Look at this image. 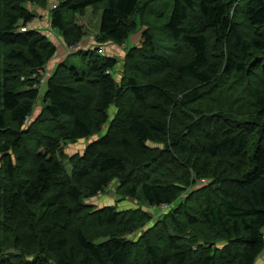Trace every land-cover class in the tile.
<instances>
[{
    "label": "trees",
    "instance_id": "obj_1",
    "mask_svg": "<svg viewBox=\"0 0 264 264\" xmlns=\"http://www.w3.org/2000/svg\"><path fill=\"white\" fill-rule=\"evenodd\" d=\"M141 1L59 0L48 21L72 49L82 34L69 15L98 8L99 45L120 46L137 30ZM240 1L167 0L161 26H147L142 46L128 50L120 83L116 59L91 49L39 86L31 77L57 52L31 26L47 0H0V264H132L137 254L145 262L135 264L256 263L264 252V0ZM236 3L241 20L231 14ZM39 98L61 126L32 137ZM103 127L68 172L60 143ZM117 178L124 197L169 206L138 244L129 236L149 215L86 204Z\"/></svg>",
    "mask_w": 264,
    "mask_h": 264
},
{
    "label": "rangeland",
    "instance_id": "obj_2",
    "mask_svg": "<svg viewBox=\"0 0 264 264\" xmlns=\"http://www.w3.org/2000/svg\"><path fill=\"white\" fill-rule=\"evenodd\" d=\"M58 1L59 0H47V6L44 8L45 10L40 9L41 11H44V14L38 15L37 13H34L35 17L33 20L34 23L43 24V28L40 31L45 33L47 38L50 40V43L56 47L57 49L56 55L54 56L52 60H50L49 63H51V61H54L58 63V65L56 64L57 66H59V63L63 61L61 59L66 53L63 54V56L61 55L62 53L61 46L64 45L63 40L58 32L50 28L48 19L50 17V10L54 9L57 6ZM170 1L171 0H169V2ZM242 1L243 0H241L240 3H242ZM237 4L238 3L232 6L231 14L232 15L236 14L238 16L237 19L241 20L242 18L239 16H240V11L242 9L243 4H241L240 6H238ZM167 5H169L167 3V0H142L138 7L137 13L141 11H144L145 13H141V14L135 13L134 16H135V21L137 24V30L133 34L130 35L127 41L120 46H117L112 43L111 44L109 43L101 44V46H103V54H99L98 52L97 54H99L100 56L105 55V56L113 57L116 59L117 66L113 72L114 73L113 76H114V80H116L117 83H120L122 80L123 65L126 62V55H127L128 50L140 48L142 46L141 40H142L143 33L146 32L147 30V26L152 27V28L161 26V23L163 20L161 17L162 15L161 8L166 7ZM27 6L30 8V5H26V7ZM34 8L35 7H32L31 9H34ZM34 10L32 11L34 12ZM10 11L11 10L8 9L5 15L9 14ZM99 14H100V9L94 8V7H87L85 10V15L82 17L79 15H74V16L69 15L70 16L68 20L69 26L72 25L75 27L76 34L77 32H80L82 34V40L78 44L75 45V48L70 49V48H67L66 46L64 47V51L68 53L67 54L68 56L66 57V60H65V63L67 65H70V64L76 65V66L79 65L81 56L80 54H76V53L77 51L84 52L83 51L84 49H85V52L89 51L88 50V45L90 44L89 40H91L90 42L95 44L94 45L95 47L99 45L98 43L99 40L97 37V33H98L97 28H98L99 20H100ZM83 40H87V41L83 42ZM71 50H74V51H71ZM186 53H187V50L184 47H181L179 48V50L173 52V58L175 57V59L179 61L182 59V56ZM49 63L46 65V69L42 71L43 73L47 74V76L52 74V72L54 71L56 67V66L54 67L52 66L51 68V65H49ZM259 67H262V65ZM254 80L259 81V79H257L256 77L254 78ZM89 86H87L88 89L94 91V88L93 87L89 88ZM243 88L244 87H240L238 89V92L240 90H243ZM236 95H239V93H236ZM34 107L35 108L31 116L29 117V120L27 123L29 127L32 126V129H31L32 130L31 133H33L32 137H35V134L37 133H46L47 131L50 130V127H52L53 130L56 128L59 129L61 125H59V123H55L51 120H48L46 115L43 113L45 104L44 102H42L41 98H39L36 101ZM114 111H115L114 107H111L109 110L110 116L113 115ZM243 117L245 116L244 115L240 116V119H243ZM244 130L248 134H251L253 138L252 142L255 143L254 141V139H256L255 132L252 131L251 133L252 129H248V128H245ZM105 132H106V127H103L101 131L95 134L96 136L94 135L93 137H90L89 139H81L74 143H71V142H61L60 143L61 152L59 156H60V159L63 161L68 172L71 171V164L69 163V159L75 155H82L86 145L90 141L94 140L95 138L101 137ZM0 167H1V161H0ZM27 172H28V168L18 171L17 174L19 176H22L24 173L27 174ZM119 183H120L119 179L118 178L115 179L111 183V185H109L101 194H99L97 197L93 199L86 201V204L89 206H92L91 209H93V211L100 210L105 207H114V209L118 212L140 210L143 213L149 215L150 219L144 224V226L136 230L132 236H129L130 239L134 243L138 244L140 242V237L144 234V232H146L149 228H151L155 223L159 222V220H161L162 218L161 217L162 214L167 212L168 210L163 209V208L160 209L159 207L150 208V207H147L146 205L140 204L136 200H131L129 198L124 197L123 194L117 189L120 185ZM184 195L185 193L182 195V197L179 199V201L176 204H178L179 202L183 200ZM135 252H137L136 247L134 249V253ZM134 256H135L133 257L134 264L135 262H138V263L145 262L144 254L140 256L139 254H137ZM255 264H264V253L258 257Z\"/></svg>",
    "mask_w": 264,
    "mask_h": 264
},
{
    "label": "crops",
    "instance_id": "obj_3",
    "mask_svg": "<svg viewBox=\"0 0 264 264\" xmlns=\"http://www.w3.org/2000/svg\"><path fill=\"white\" fill-rule=\"evenodd\" d=\"M35 13H37L38 15H41V14L43 15V14H44V11H41L40 9L35 8ZM31 26H32V28H36V29H39V30H42V28H43V24H38V23H34V22L31 24ZM98 26H99V25H98ZM97 30H98V28H97ZM85 41H87V40H83V42H85ZM90 41H91V40H89V43H90V44L88 45V50L95 49V46H94L95 44L92 43V42H90ZM64 47H65L64 45L61 46V50H62L61 55L63 56V54H65V53H66V54L63 56V58H62L61 60L66 59V57L68 56V55H67L68 53L64 51ZM83 51H85V49H84ZM53 62H54V61H51V63H49V65H51V68H52V66L54 67V66H56V64H58V63H56V62H54V63H53ZM51 68H50V69H51ZM263 253H264V252H263ZM263 253H262V254H263ZM262 254H261V255H262Z\"/></svg>",
    "mask_w": 264,
    "mask_h": 264
},
{
    "label": "built area",
    "instance_id": "obj_4",
    "mask_svg": "<svg viewBox=\"0 0 264 264\" xmlns=\"http://www.w3.org/2000/svg\"><path fill=\"white\" fill-rule=\"evenodd\" d=\"M21 31H25V29L22 28ZM95 49L97 50V52H98L99 54H103V46H101V45H97V46L95 47ZM71 51H74V50H71ZM35 77H36V79L38 80V85H39V86H42V85L45 84V82H46V75H45V73H43L41 70L37 71V73L34 74V75L31 77V79H35ZM159 208H160V209L163 208V209L169 210V206H167V205H162V206L159 207ZM166 210H165V211H166Z\"/></svg>",
    "mask_w": 264,
    "mask_h": 264
}]
</instances>
